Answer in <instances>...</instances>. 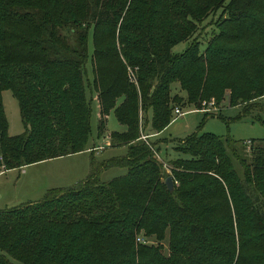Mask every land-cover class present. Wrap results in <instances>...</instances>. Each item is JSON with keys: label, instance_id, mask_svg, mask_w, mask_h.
<instances>
[{"label": "trees", "instance_id": "trees-1", "mask_svg": "<svg viewBox=\"0 0 264 264\" xmlns=\"http://www.w3.org/2000/svg\"><path fill=\"white\" fill-rule=\"evenodd\" d=\"M183 1L0 0V171L85 150V86L97 104V134L112 111L124 129L104 144L125 148L100 163L91 157L73 186L0 209V264H264V137L250 140L248 162L236 158L239 175L229 156L236 141L190 134L166 167L171 191L155 143L139 138L141 120L156 133L174 119L170 99L199 106L227 90L235 106L264 96V75L253 76L264 74V0ZM249 7L256 17H245ZM217 8L227 24L223 44L209 41L199 52L191 41L171 51L201 13ZM173 82L183 95L171 92ZM3 90L17 103L16 135L7 134ZM106 167L125 172L103 182Z\"/></svg>", "mask_w": 264, "mask_h": 264}, {"label": "rangeland", "instance_id": "rangeland-1", "mask_svg": "<svg viewBox=\"0 0 264 264\" xmlns=\"http://www.w3.org/2000/svg\"><path fill=\"white\" fill-rule=\"evenodd\" d=\"M177 1L178 6L184 2L183 0ZM222 13L223 10L221 8H217L214 11H211L210 9L207 12L205 11L201 13L199 15L200 20L193 24V31L189 37L173 45L171 51L175 53L181 52L191 41L199 43V52H203L206 43L209 41H212V43L215 44H223L219 35H221V33H226L225 28L227 24L220 21L219 15H221V19L225 16L222 15ZM244 15L247 18L256 17L254 8L249 7L244 12ZM90 50L91 42L89 39L88 54L90 53ZM85 69V78L89 82L91 78L89 56L86 59ZM127 70L130 79L134 82L133 72L135 71V68ZM251 72L246 71L245 74L250 75ZM263 75L264 74L261 73L260 69L257 70L253 76L258 79L257 82H261ZM218 76L229 75L220 73ZM170 90L172 93L176 92L178 95H183V92L178 89L176 82L171 83ZM84 94L89 105V132L87 135L85 150L59 156L47 162L23 168L25 174H21L20 168H12L13 170L11 172L2 174L0 176V197L6 199L4 200L3 198H0V209L26 203V200L29 198L35 201L39 200L42 197L43 192H37L39 188L35 189V185L43 184V186H46L45 191L51 188L73 186L86 176L91 157L97 163H100L109 158L121 156L125 153L123 147H109L108 144H104L108 139L107 134L111 131L123 130V125L119 124L115 120L112 111H109L105 117L103 133L98 135L96 129L98 114L94 94L86 86ZM1 101L7 122V134H19L22 131V124L19 119L16 100L13 98L9 90H3L1 91ZM209 101L211 102L209 103ZM170 104L178 107L181 114L175 118V115L171 114V118L174 119L170 120L167 126L160 131L159 135L153 133L149 129L148 123L146 124L143 122L144 120L140 121V135L147 134L146 142L155 143V147H157L156 153L158 156V162L162 164L164 169L163 175H165V177L166 175H170V171L165 170L164 167H167V165L170 164V160L176 157V153H179L176 149L181 145L187 144V138L190 134L195 132H209L222 139L227 138L236 141L232 144L233 154L229 156L232 159L236 172L241 175V168L237 159H243L244 162H248L251 150L250 147L255 144V141L250 140L264 137V125L258 121L260 119L264 120V96L250 99L244 104L241 103L239 105L230 106L228 104L226 90L224 96L217 102L213 97H210L208 100H202L199 106L191 104L189 106L181 107L182 103L178 100L176 101V99H170ZM197 108L205 109V112H203L204 110L199 111ZM91 147L96 148H93L92 151ZM179 156L181 157L182 154L179 153ZM124 172V168L122 167H106L99 171L98 178L100 181L106 182ZM40 178L43 179V181L41 180L39 183L38 179ZM27 180L30 183H27ZM49 184H51V186H49ZM140 242L155 245V242L151 237L142 239ZM162 244V252L167 254L165 239L162 241Z\"/></svg>", "mask_w": 264, "mask_h": 264}, {"label": "crops", "instance_id": "crops-1", "mask_svg": "<svg viewBox=\"0 0 264 264\" xmlns=\"http://www.w3.org/2000/svg\"><path fill=\"white\" fill-rule=\"evenodd\" d=\"M173 120V119H172ZM156 135H159L160 134V132H156L155 133ZM93 148H96V147H93ZM92 147H91V149H93ZM125 149V148H124ZM57 158V157H56ZM52 159H55V158H51V159H47V160H42V161H39V162H35V163H32V164H28V165H24V166H20V167H18V168H20L21 169V174H25V171L23 170V168H28V167H31V166H35V165H37V164H41V163H44V162H47V161H49V160H52ZM13 169L12 168H10V169H6V170H2V171H0V176L2 175V174H4V173H9V172H11ZM31 175V174H30ZM10 178V177H9ZM41 180L43 181V179H38V182L40 183L41 182ZM27 183H30L28 180H27ZM38 183V184H39ZM36 184V183H35ZM40 186H42V187H40ZM49 186H51V184H49ZM34 187V186H33ZM46 186H43V184L41 185H35V189H37V188H39V190L37 191V192H43L42 194H44V191H45V188ZM30 190V189H29ZM43 196V195H42ZM0 198H3V197H0ZM42 198V197H41ZM4 200L6 199V198H3ZM11 201H13V200H11ZM27 202L26 203H29V202H34L35 200H32V199H27L26 200ZM12 207H14V206H12Z\"/></svg>", "mask_w": 264, "mask_h": 264}, {"label": "built area", "instance_id": "built-area-1", "mask_svg": "<svg viewBox=\"0 0 264 264\" xmlns=\"http://www.w3.org/2000/svg\"><path fill=\"white\" fill-rule=\"evenodd\" d=\"M211 101H209V103H210ZM198 110L199 111H203V112H205V109H199L198 108ZM173 114L175 115L174 116V118L176 117V116H179L180 114H181V112H180V109H178L177 107H175L174 109H173ZM140 138L144 141V142H146V138H147V135H140ZM156 157L158 158V156L156 155ZM165 168V170H168L167 168H166V166L164 167ZM136 241H142L141 240V238L140 237H136Z\"/></svg>", "mask_w": 264, "mask_h": 264}, {"label": "water", "instance_id": "water-1", "mask_svg": "<svg viewBox=\"0 0 264 264\" xmlns=\"http://www.w3.org/2000/svg\"><path fill=\"white\" fill-rule=\"evenodd\" d=\"M164 184L166 186V188L168 189V191H171L172 190V179H171V176L168 175L164 178Z\"/></svg>", "mask_w": 264, "mask_h": 264}]
</instances>
